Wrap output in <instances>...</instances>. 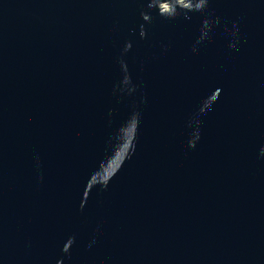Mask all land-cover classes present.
Segmentation results:
<instances>
[{"label":"water","instance_id":"water-1","mask_svg":"<svg viewBox=\"0 0 264 264\" xmlns=\"http://www.w3.org/2000/svg\"><path fill=\"white\" fill-rule=\"evenodd\" d=\"M0 264H264V0H0Z\"/></svg>","mask_w":264,"mask_h":264}]
</instances>
